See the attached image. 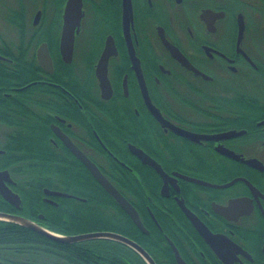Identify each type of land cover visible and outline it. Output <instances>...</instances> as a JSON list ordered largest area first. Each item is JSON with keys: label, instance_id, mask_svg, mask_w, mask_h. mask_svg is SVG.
I'll return each instance as SVG.
<instances>
[{"label": "flooded vegetation", "instance_id": "obj_1", "mask_svg": "<svg viewBox=\"0 0 264 264\" xmlns=\"http://www.w3.org/2000/svg\"><path fill=\"white\" fill-rule=\"evenodd\" d=\"M67 1L0 0V104L9 106L13 124L24 125L0 123V146L17 152L24 139V150L41 156L37 179L0 171L9 172L20 205L33 187L45 208L22 215L8 203L7 214L58 236L108 232L74 233L63 215L55 222L47 216L60 213L63 201L86 203L74 189L102 188L80 155L135 209L147 233L127 217L154 249L153 257L137 243L155 264H179L176 254L183 264H264L258 0H81L76 26L66 19ZM244 7L254 11L251 19ZM178 202L227 240L220 257Z\"/></svg>", "mask_w": 264, "mask_h": 264}, {"label": "trees", "instance_id": "obj_2", "mask_svg": "<svg viewBox=\"0 0 264 264\" xmlns=\"http://www.w3.org/2000/svg\"><path fill=\"white\" fill-rule=\"evenodd\" d=\"M258 2L260 6L256 14H258L259 20L264 21V0H258ZM242 11L247 19H251V15L255 14L254 11H249L246 7ZM10 117L9 106L6 103L0 104V123L10 128L18 126L20 129L24 126L21 123L13 124ZM18 144L17 147L21 150L17 152H12L10 146H0L6 151L4 155H0V169H15L22 176L30 173L34 176L31 179H37L41 156L26 152L24 139H20ZM35 190L36 188L32 187L29 188V192L21 193L22 204L18 213L28 215L30 211L35 210L44 212L45 208H42L40 203L39 192ZM64 190L73 192L71 189ZM75 190L78 193H73L86 198V203H76L72 200L63 201V210L60 213H49L47 216L50 219L55 222L57 217L63 215L69 223L65 222L63 227L69 228L74 233L108 231L122 234L141 245L154 257V249L147 238L139 233L125 212L102 188L94 186ZM12 208L0 197V212L10 213ZM138 211H141L142 220L152 235L153 227L148 226L150 222L145 211L143 209H138ZM44 239L43 236L31 232L27 228L0 221V260L4 264H146L132 249L115 241L92 240L85 243L62 244L50 240L49 243H45V248H41V245H44ZM10 246V249L6 248Z\"/></svg>", "mask_w": 264, "mask_h": 264}, {"label": "water", "instance_id": "obj_3", "mask_svg": "<svg viewBox=\"0 0 264 264\" xmlns=\"http://www.w3.org/2000/svg\"><path fill=\"white\" fill-rule=\"evenodd\" d=\"M65 15H66V19L68 20L72 19L74 21L73 24H75L73 26H76V23L79 22V19L81 16V0H68L66 3V7H65ZM238 22H239V39H241L243 30H244L243 20H242L241 15H239L238 17ZM69 37H70V40H68ZM71 41H72L71 27L67 24L65 26V34L63 38V43L64 45L67 44V47H68V42L71 43ZM191 69L193 70V68ZM131 152L138 159H140L144 164H148L150 166L157 168L159 174L162 175L163 178L166 177L165 174L160 170V168H158L155 165L153 160L150 157H148L146 154H144L141 150L131 147ZM229 155L232 156V154H229ZM77 156L78 158H80V160H82L85 163V165L88 167L90 172L93 174L95 180L101 185L103 190L117 203L119 208H121L126 213V215L130 218L133 224L143 233H147L146 229L144 228V226L142 225L139 219L137 212L128 203V201L107 180H105V178L100 174V172L97 170V168L92 163H90L88 160L81 157L80 155H77ZM235 158L239 159L238 156H235ZM239 160H241L242 162L246 164H251V161H244L242 159H239ZM8 183H12L9 172L7 170L0 171V197L4 201L9 203L10 205L16 208H19L20 198L18 197L17 194L13 193L9 189V187L7 186ZM49 194L54 195V196L66 197V195L58 194V193H49ZM178 203L182 206L184 213L189 218L194 228L203 236V238L208 243V245L211 247V249L214 251V253L220 257L221 252L224 249L223 243H226L227 240L225 238L221 239V237L219 236L212 235L209 232V230L193 214H191L185 207H183V205L180 202ZM218 212L221 213V211H218ZM0 221L16 224L21 227L30 229L45 238H48L54 242H58L62 244L81 243V242L92 241V240L115 241V242L121 243L129 247L130 249H132L146 262V264H155L153 260L150 258V256L146 253V251H144V249H142L137 243H135L134 241L126 237H123L115 233L98 232V233H90V234L75 235V236H68V237L58 236V235L51 234L47 230L41 228L40 226H38L37 224L31 222L30 220L26 218L12 215V214L3 213V212H0ZM226 248L228 251V247ZM176 259L178 260L179 264H183L181 260H179L177 254H176Z\"/></svg>", "mask_w": 264, "mask_h": 264}, {"label": "rangeland", "instance_id": "obj_4", "mask_svg": "<svg viewBox=\"0 0 264 264\" xmlns=\"http://www.w3.org/2000/svg\"><path fill=\"white\" fill-rule=\"evenodd\" d=\"M0 132H1V128H0Z\"/></svg>", "mask_w": 264, "mask_h": 264}]
</instances>
